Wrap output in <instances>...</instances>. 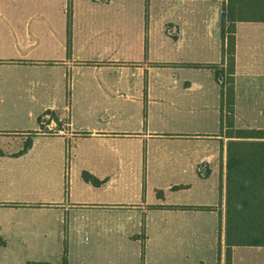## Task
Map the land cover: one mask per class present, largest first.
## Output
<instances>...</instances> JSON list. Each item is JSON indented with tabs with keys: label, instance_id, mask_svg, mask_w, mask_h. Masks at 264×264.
Here are the masks:
<instances>
[{
	"label": "crops",
	"instance_id": "crops-1",
	"mask_svg": "<svg viewBox=\"0 0 264 264\" xmlns=\"http://www.w3.org/2000/svg\"><path fill=\"white\" fill-rule=\"evenodd\" d=\"M117 1L70 2L67 52L68 0H0V264H224L220 0H150L130 61ZM234 127L264 129V22L235 25Z\"/></svg>",
	"mask_w": 264,
	"mask_h": 264
},
{
	"label": "trees",
	"instance_id": "trees-1",
	"mask_svg": "<svg viewBox=\"0 0 264 264\" xmlns=\"http://www.w3.org/2000/svg\"><path fill=\"white\" fill-rule=\"evenodd\" d=\"M108 3L112 0H91ZM218 20V36L221 42V59L217 64H206L213 72L220 88V135L226 143V195L224 223V264H231V249L236 246H264V129H237L234 127L235 103V25L238 22H264V0H223ZM147 14V13H146ZM67 52L71 22V4L67 6ZM199 66V65H192ZM60 127L58 118L46 112ZM41 124V118H38ZM42 132L46 131L42 127ZM31 142L27 139L23 149ZM0 155L3 153L0 150ZM82 179L99 186L100 181L87 172ZM141 240H144L143 226ZM0 245L3 241L0 238ZM219 245V244H218ZM219 264V250H218ZM46 264V263H26ZM61 264H67L65 256Z\"/></svg>",
	"mask_w": 264,
	"mask_h": 264
},
{
	"label": "rangeland",
	"instance_id": "rangeland-1",
	"mask_svg": "<svg viewBox=\"0 0 264 264\" xmlns=\"http://www.w3.org/2000/svg\"><path fill=\"white\" fill-rule=\"evenodd\" d=\"M72 0H68V4H70ZM150 0H119L114 5H110L109 7L99 6L98 8H102L107 12L106 15H102V18H99V22H103L106 25L120 26L123 24L124 27L128 28V46L126 50L114 53V56H117L120 59L124 60H136L140 58V28H142L143 24H147V4ZM143 2L145 4L144 8V19H143V7L140 10V5L143 6ZM220 8L223 0H220ZM84 5H79V11L83 14L85 10ZM95 8V7H93ZM88 9V8H87ZM165 11H167V8ZM161 13L160 8H153V21L152 24H156L158 21V15ZM167 13V12H165ZM82 19V16H81ZM168 28V26H166ZM120 51V49H119ZM42 122L48 123L47 119H41ZM55 122V121H54ZM56 123V122H55ZM61 124V122H60ZM63 125V124H61ZM56 128H59L56 124ZM65 128V126H64ZM46 131H49L45 128ZM61 264V261H60Z\"/></svg>",
	"mask_w": 264,
	"mask_h": 264
},
{
	"label": "built area",
	"instance_id": "built-area-1",
	"mask_svg": "<svg viewBox=\"0 0 264 264\" xmlns=\"http://www.w3.org/2000/svg\"><path fill=\"white\" fill-rule=\"evenodd\" d=\"M47 121H49V120H47ZM48 123H50V121H49ZM57 132H58V133H61V131H58V130H57Z\"/></svg>",
	"mask_w": 264,
	"mask_h": 264
}]
</instances>
